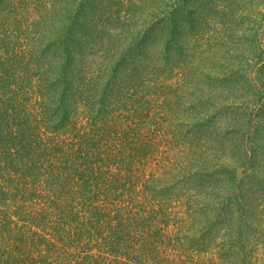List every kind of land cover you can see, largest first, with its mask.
Listing matches in <instances>:
<instances>
[{
	"label": "trees",
	"instance_id": "1",
	"mask_svg": "<svg viewBox=\"0 0 264 264\" xmlns=\"http://www.w3.org/2000/svg\"><path fill=\"white\" fill-rule=\"evenodd\" d=\"M0 264H264V0H0Z\"/></svg>",
	"mask_w": 264,
	"mask_h": 264
},
{
	"label": "rangeland",
	"instance_id": "2",
	"mask_svg": "<svg viewBox=\"0 0 264 264\" xmlns=\"http://www.w3.org/2000/svg\"><path fill=\"white\" fill-rule=\"evenodd\" d=\"M174 77H175V75L165 77L163 83H164L166 86H170L169 84H167V80H168V78H170V80H171V79L174 78ZM170 83H171V82H170ZM172 86H173V89H171V87H170L168 91L179 89V88L176 87L174 84H172ZM157 104H158V105H161V103L159 102V100L157 101Z\"/></svg>",
	"mask_w": 264,
	"mask_h": 264
}]
</instances>
